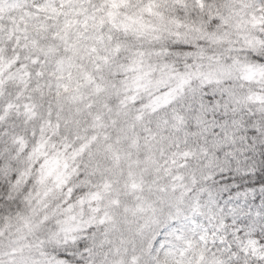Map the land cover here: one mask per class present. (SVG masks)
<instances>
[{
	"label": "clouds",
	"instance_id": "clouds-1",
	"mask_svg": "<svg viewBox=\"0 0 264 264\" xmlns=\"http://www.w3.org/2000/svg\"><path fill=\"white\" fill-rule=\"evenodd\" d=\"M0 264H264V0H0Z\"/></svg>",
	"mask_w": 264,
	"mask_h": 264
}]
</instances>
